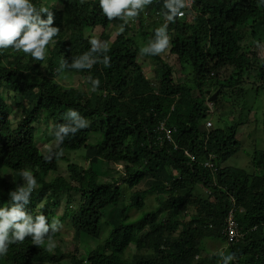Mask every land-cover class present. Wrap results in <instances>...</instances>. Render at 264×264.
Listing matches in <instances>:
<instances>
[{"label":"trees","instance_id":"trees-1","mask_svg":"<svg viewBox=\"0 0 264 264\" xmlns=\"http://www.w3.org/2000/svg\"><path fill=\"white\" fill-rule=\"evenodd\" d=\"M33 3L49 8L60 32L44 61L11 47L0 49V206L9 203L10 191L22 183L19 173L29 169L37 188L26 206L28 213L43 214L58 226L69 221L76 241L84 234L101 238L105 209H112V228L87 259L77 247L74 252L60 247L49 251L46 244L37 247L26 238L11 245L0 264H221L218 253L224 251L223 241L227 243L231 211L244 233L225 250L235 255L231 264H264V148L256 149L251 170L226 164L240 150L239 127L250 123L253 103L264 94V59L256 62L252 50L264 24V0H192L194 10L205 18L204 34L191 31L188 14L168 23L170 61H179L185 81L176 79L164 52L146 55L153 62L151 76L140 59L139 37L153 39L155 29L165 23L164 0H152L137 22L126 25L118 18L108 20L99 0ZM122 25L108 52L93 54L97 63L91 69L60 68L62 61L70 64L90 51L87 28ZM103 55L110 57L107 66ZM247 70L263 82L247 80ZM64 71L80 74L87 84L89 76L98 78L99 88L64 87L58 81ZM7 97L22 110L16 123ZM68 109L77 110L88 127L58 149L52 135L49 148L62 154L46 160L48 151L37 143L40 126L54 131L67 123ZM229 111L235 112L232 123L223 125ZM162 122L172 139L160 132ZM254 122L258 126L264 119ZM91 134L97 135L93 143ZM79 155L88 166L79 162ZM61 161L68 163L69 178L51 176ZM110 163H123L124 168L103 180L101 165ZM152 196L156 202L149 209ZM132 211L140 214L133 218ZM60 234L57 228L46 240ZM205 238L220 242L211 248L203 245Z\"/></svg>","mask_w":264,"mask_h":264},{"label":"clouds","instance_id":"clouds-1","mask_svg":"<svg viewBox=\"0 0 264 264\" xmlns=\"http://www.w3.org/2000/svg\"><path fill=\"white\" fill-rule=\"evenodd\" d=\"M151 3L152 0H99V8L108 20L118 18L126 25L130 21L137 22L136 17ZM192 5V0H164L165 23L155 29L154 38L146 46L140 48V54L156 56L164 52V56L169 61L171 43L167 31L168 23L183 16V9L187 10V15L189 10H193ZM42 14H46V18H42ZM53 22L54 16L49 8H37L33 0H0V49L11 47L18 52L30 55L35 61H44L48 46L60 32L58 27L53 26ZM89 42L91 48L88 53L74 57L70 64L62 61L60 68L91 69L97 63V58L93 54L108 52L107 42H101L95 37ZM109 60L110 57L103 55V63L106 66ZM88 83L91 84V90L96 91L100 80L89 76ZM211 102L210 100L209 103ZM65 119L67 123L58 125L54 131H50L55 138L57 149L66 138L88 127V121L75 109H68ZM48 153L45 156L46 160H50L53 155L62 154L54 153L51 147ZM19 175L22 183L17 184L15 189L10 191L9 203L6 206H0V256H5L11 245L23 243L26 238H30L34 246L45 245L46 238H50L51 233L57 230L59 224L58 221L50 223L43 214L34 216L26 211L32 193L37 188V180L29 169L22 170ZM226 244L229 246L228 242ZM46 247L51 251L55 245L49 239ZM218 257L221 264H231L235 259L233 253L225 254L224 251H220Z\"/></svg>","mask_w":264,"mask_h":264},{"label":"rangeland","instance_id":"rangeland-1","mask_svg":"<svg viewBox=\"0 0 264 264\" xmlns=\"http://www.w3.org/2000/svg\"><path fill=\"white\" fill-rule=\"evenodd\" d=\"M51 3L55 2V0H50ZM188 21L190 22L191 25V31H201L203 34L207 31V26L204 25V21L205 18H202L200 16V13L196 10H189L188 11ZM258 28V27H257ZM259 30V35H258V39L259 40L253 47L252 50H254L257 53V58H255V60H257L256 62H262L264 59V24L261 25V27L258 28ZM121 27L120 26H111L108 29L104 30L102 27H97L95 29H92V27H89L86 29V35L87 36H92L95 38H98L101 42H107L108 45L110 46L111 43L113 42V40H115L116 36L118 33H121ZM103 38H106V40H104ZM249 38H247L246 41H244V43L249 41ZM152 38H142L139 37V43L141 48L146 46L147 43L151 40ZM261 39V41H260ZM208 44V40L204 39V46H206ZM140 59H143L145 64H146V73L151 76L153 74V67H152V59L147 57L146 55H141L140 54ZM171 60V58H169ZM169 60V61H170ZM174 70H175V74L174 76L176 77L177 80L179 81H185L187 79V74L186 72L182 69L179 61H177V59H173L172 61L169 62ZM250 71L247 70V72H245V78L247 80H251V81H255L257 84L261 83V78H259L258 75L254 74V73H249ZM85 78L83 76H81L78 73H74V72H70V71H64L63 74H61L58 77V81L64 85V87H76V88H82L85 90H89V88L91 89V84H87V81L84 80ZM263 82V81H262ZM5 96H9L7 94H5ZM7 101L10 103V110H11V118L12 121L14 123H16L19 118L21 117V108L15 106V101L13 99V97H7ZM253 110L250 112L249 117H248V121H250L249 124L246 125H241L239 127V132L237 134L238 139L241 142V147L240 150L234 154L227 162L226 164L229 166H235V167H242V168H246L251 170L252 169V159L254 157L255 151L257 148L259 149H263L264 148V124L260 123L258 126L256 125V122H254V120L256 118H262L264 119V94H261L258 98V100L256 102L253 103ZM228 113H230V117H224L223 119V125L227 124V123H232V117L233 115H235V112H231L229 111ZM227 115V114H226ZM225 115V116H226ZM46 125L42 124L40 126V130L38 131V135L40 137H38L37 139V143L39 145V147L41 148V150L43 152H47L49 149V146L51 145V142L53 141L52 139V135L50 134V129L49 131H45L46 129ZM47 132V133H45ZM97 137V135L95 136V134H91L89 141L91 143H93L92 141L95 140L94 138ZM82 150H77L76 157L78 156V154L81 152ZM80 159L79 162L82 163L85 166H88L89 161H87L86 159H83L82 155H79ZM67 162L65 161H61L60 162V168L59 171L56 174H52L51 176H55V175H63L66 178H69V170L67 168ZM104 164V167L101 165L100 170L103 172V180L104 178H109L112 175L116 174L117 170H121L123 163L120 164H108L106 165ZM110 166L112 167L111 170ZM116 166V167H115ZM109 168V169H108ZM109 170V171H108ZM108 171V172H107ZM108 173L110 174L108 176ZM125 189H127V187H125ZM126 191L130 192V189H127ZM131 194V193H130ZM64 198V197H63ZM61 198V202H62V206H64L66 199ZM79 198V196H78ZM77 201V200H76ZM151 201V202H150ZM148 203V208H153L156 202V199L154 196H152L151 200ZM112 209H105L104 211V217L101 221V227H102V232H101V240L106 239V237L108 236V231L112 228L111 225L108 223V217L110 215ZM132 217L136 218L140 212L138 211H132ZM163 218V217H161ZM69 221H66L65 223H62L60 226H58V230L61 232V234L56 238V239H51V242L55 245V247L51 250L54 251V249L56 247H60L62 249L63 252H74L76 247L79 249L80 255L82 258L87 259L89 252L98 244L99 241H101L100 239L94 238L93 236L84 234L81 236V238L79 239V241L75 240V236H74V228L71 226L70 223H68ZM48 240H46V244H47ZM216 242H220L217 240V238H209V239H204L203 240V245L209 246V247H214L217 246L218 244ZM222 244V243H221ZM227 245L225 244V242L223 241L222 246ZM211 247V248H212ZM135 251V248L132 246L129 249V253L132 254ZM44 264V263H42ZM62 264H69V262L67 260H64L62 262Z\"/></svg>","mask_w":264,"mask_h":264},{"label":"built area","instance_id":"built-area-1","mask_svg":"<svg viewBox=\"0 0 264 264\" xmlns=\"http://www.w3.org/2000/svg\"><path fill=\"white\" fill-rule=\"evenodd\" d=\"M184 15L179 16L184 17L187 13L186 9H183ZM210 107H212V103H209ZM212 124L211 121L207 122V125L210 126ZM160 132H162V135L165 136L167 139H172V132L170 129L165 127V122H162L160 125ZM160 139H163V137H160ZM207 165L213 167V163L208 162ZM226 234H227V242L231 244L234 241H239L244 233L241 231V228L239 227L238 222L235 219L234 212L231 211L228 218H227V225H226Z\"/></svg>","mask_w":264,"mask_h":264},{"label":"water","instance_id":"water-1","mask_svg":"<svg viewBox=\"0 0 264 264\" xmlns=\"http://www.w3.org/2000/svg\"><path fill=\"white\" fill-rule=\"evenodd\" d=\"M218 96V91L210 98L211 101H213L214 99H216Z\"/></svg>","mask_w":264,"mask_h":264},{"label":"crops","instance_id":"crops-1","mask_svg":"<svg viewBox=\"0 0 264 264\" xmlns=\"http://www.w3.org/2000/svg\"><path fill=\"white\" fill-rule=\"evenodd\" d=\"M222 248L224 249V252H225V250L228 249V247L226 245L222 246Z\"/></svg>","mask_w":264,"mask_h":264}]
</instances>
